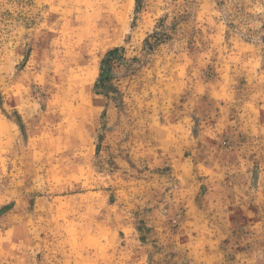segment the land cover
I'll return each instance as SVG.
<instances>
[{
    "label": "rangeland",
    "instance_id": "rangeland-1",
    "mask_svg": "<svg viewBox=\"0 0 264 264\" xmlns=\"http://www.w3.org/2000/svg\"><path fill=\"white\" fill-rule=\"evenodd\" d=\"M0 264H264V0H0Z\"/></svg>",
    "mask_w": 264,
    "mask_h": 264
},
{
    "label": "trees",
    "instance_id": "trees-1",
    "mask_svg": "<svg viewBox=\"0 0 264 264\" xmlns=\"http://www.w3.org/2000/svg\"><path fill=\"white\" fill-rule=\"evenodd\" d=\"M121 50L119 48H116L114 50H111L107 56L102 60V66H101V72H100V78L98 82L96 83V87H105L106 82L110 75V68L112 66V63L114 62V57L118 55V53Z\"/></svg>",
    "mask_w": 264,
    "mask_h": 264
}]
</instances>
